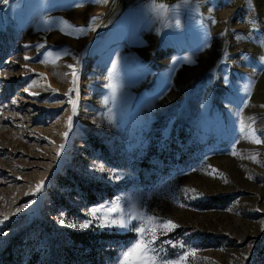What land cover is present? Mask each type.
Listing matches in <instances>:
<instances>
[{"label":"rangeland","instance_id":"rangeland-1","mask_svg":"<svg viewBox=\"0 0 264 264\" xmlns=\"http://www.w3.org/2000/svg\"><path fill=\"white\" fill-rule=\"evenodd\" d=\"M148 2H0V264H119L140 226L157 264H264V74L245 32L264 0ZM117 205L145 220L100 227Z\"/></svg>","mask_w":264,"mask_h":264},{"label":"snow or ice","instance_id":"snow-or-ice-1","mask_svg":"<svg viewBox=\"0 0 264 264\" xmlns=\"http://www.w3.org/2000/svg\"><path fill=\"white\" fill-rule=\"evenodd\" d=\"M0 2L8 3V0H0ZM154 7L159 8V9L165 8L163 5H154ZM221 35H223V34L221 33ZM39 47H43V45H40ZM24 59L29 60L30 57L25 56ZM185 59H187V58H185ZM68 67L70 69H72L73 83H75V81L77 79V73L75 71V66L72 64H69ZM116 67H117V65L114 64L113 69H116ZM25 68H27V65H25ZM41 75H43V74H41ZM25 91H28V89H25ZM70 91H72V90H70ZM115 94H116V89L114 88L113 89V98H115ZM31 95L38 96V95H40V93L32 92ZM65 95H67V93H65ZM106 102L107 101H105V103ZM12 103L15 104L16 101L13 100ZM69 103L72 104V115H69L67 117L66 124H67V127L69 129H71L73 127L74 116L76 115L77 101L70 100ZM262 107H264V105H262ZM112 119L113 118L110 115L108 117L109 122H111ZM62 135L67 136L68 133L64 132V133H62ZM257 143H260V141H257ZM91 170L103 172L104 169L101 167V168H96V169H91ZM114 178L116 180H119L122 178V174H114ZM42 184H43V181H41L40 183L37 184V186H36L37 191L40 190V188L42 187ZM191 191H195V190H191ZM197 195H199V193H197ZM24 207H28V205L25 204ZM101 207H104V206H101ZM16 211L19 212V211H21V209L19 207H17ZM107 211L109 214H113V213H121V214H120L118 219L112 218L110 220V222L107 219H105V222L99 224L100 227L118 228L120 230H129V225L132 223L133 220H138L141 222V224L145 220V214H143V213H138L136 215L129 214L127 216L123 215L122 210L120 209L119 205H117L116 207L108 208ZM90 214L92 216H95L96 210H93ZM7 219H8V217H6V216L3 218L4 221H6ZM147 219L153 220L154 217H147ZM0 222H3V221H0ZM93 222L94 221L90 220L87 223H81L78 226L81 229H85V228L90 227ZM60 223L61 224L65 223L63 218L60 220ZM69 226L75 228V227H77V224L73 223ZM177 227H179V225L169 219V220H165L162 224H160L159 229H152V231H153V233H155L157 230H159V231H165V230L170 231V230L175 229ZM135 230L140 234V238L130 248H128L127 251L123 252L119 264H157V260L155 257L147 256V252L149 250V246H150L151 242L150 241L147 243L145 242L144 235H143L145 232V228L143 226H140V227H137ZM153 239H155V234L153 235ZM160 264H180V262L162 260L160 262Z\"/></svg>","mask_w":264,"mask_h":264},{"label":"crops","instance_id":"crops-1","mask_svg":"<svg viewBox=\"0 0 264 264\" xmlns=\"http://www.w3.org/2000/svg\"><path fill=\"white\" fill-rule=\"evenodd\" d=\"M252 14L250 15L249 21L247 23L246 37L249 41L252 49H257L258 52L255 54L250 53L249 59L250 63H243V65H249L256 69V74L262 76L264 74V7L259 10L258 21L254 20L253 7L250 8ZM243 59H247L245 56ZM246 65V66H247Z\"/></svg>","mask_w":264,"mask_h":264},{"label":"clouds","instance_id":"clouds-1","mask_svg":"<svg viewBox=\"0 0 264 264\" xmlns=\"http://www.w3.org/2000/svg\"><path fill=\"white\" fill-rule=\"evenodd\" d=\"M158 5H163L164 7H166L167 0H159ZM144 7L146 9H148L149 11L154 10V5L152 4V0H149V2L144 5ZM177 27L178 28L182 27V22L181 21H177Z\"/></svg>","mask_w":264,"mask_h":264},{"label":"trees","instance_id":"trees-1","mask_svg":"<svg viewBox=\"0 0 264 264\" xmlns=\"http://www.w3.org/2000/svg\"><path fill=\"white\" fill-rule=\"evenodd\" d=\"M71 235H72V237H73V239L75 240V241H81V242H84V240H83V233H78V234H75V233H71Z\"/></svg>","mask_w":264,"mask_h":264}]
</instances>
